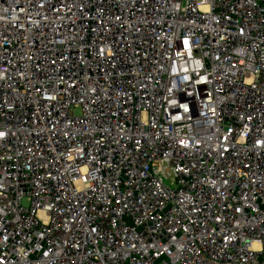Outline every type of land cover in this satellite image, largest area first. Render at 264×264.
I'll return each instance as SVG.
<instances>
[{"label":"built area","instance_id":"1","mask_svg":"<svg viewBox=\"0 0 264 264\" xmlns=\"http://www.w3.org/2000/svg\"><path fill=\"white\" fill-rule=\"evenodd\" d=\"M0 133V264H264V0H0Z\"/></svg>","mask_w":264,"mask_h":264},{"label":"snow or ice","instance_id":"2","mask_svg":"<svg viewBox=\"0 0 264 264\" xmlns=\"http://www.w3.org/2000/svg\"><path fill=\"white\" fill-rule=\"evenodd\" d=\"M183 45H184V47H188V41L187 40H184L183 41ZM0 135H3V133H0Z\"/></svg>","mask_w":264,"mask_h":264}]
</instances>
